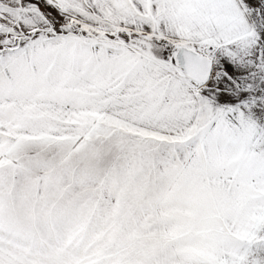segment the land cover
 I'll list each match as a JSON object with an SVG mask.
<instances>
[{
    "label": "snow or ice",
    "instance_id": "6c2138e0",
    "mask_svg": "<svg viewBox=\"0 0 264 264\" xmlns=\"http://www.w3.org/2000/svg\"><path fill=\"white\" fill-rule=\"evenodd\" d=\"M0 264H264V0H0Z\"/></svg>",
    "mask_w": 264,
    "mask_h": 264
}]
</instances>
